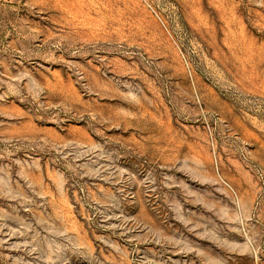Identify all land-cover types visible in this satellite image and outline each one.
Segmentation results:
<instances>
[{
  "label": "rangeland",
  "instance_id": "rangeland-1",
  "mask_svg": "<svg viewBox=\"0 0 264 264\" xmlns=\"http://www.w3.org/2000/svg\"><path fill=\"white\" fill-rule=\"evenodd\" d=\"M0 264H264V0H0Z\"/></svg>",
  "mask_w": 264,
  "mask_h": 264
}]
</instances>
